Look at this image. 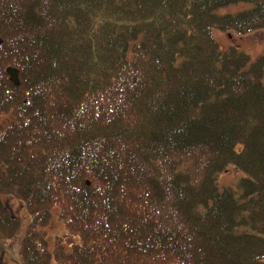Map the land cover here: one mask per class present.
<instances>
[{
	"label": "trees",
	"instance_id": "obj_1",
	"mask_svg": "<svg viewBox=\"0 0 264 264\" xmlns=\"http://www.w3.org/2000/svg\"><path fill=\"white\" fill-rule=\"evenodd\" d=\"M258 29L264 0H0V239L22 229L8 196L19 264H262L264 52L213 36Z\"/></svg>",
	"mask_w": 264,
	"mask_h": 264
},
{
	"label": "rangeland",
	"instance_id": "obj_2",
	"mask_svg": "<svg viewBox=\"0 0 264 264\" xmlns=\"http://www.w3.org/2000/svg\"><path fill=\"white\" fill-rule=\"evenodd\" d=\"M239 6H230L227 9L237 10ZM213 36L218 43L220 49L225 50L229 46H234L243 52L247 53L251 59H254L258 54L264 52V29L254 30L245 34L226 33L214 30ZM6 122L4 117H0V123ZM240 145L236 146V150L240 149ZM242 174L234 167L230 166L221 172L218 176L219 185H229L233 183ZM6 205L10 211L16 215L22 225V229L16 233L11 239H0V264H19L17 254V236L21 235L23 228L28 222V215L25 207L22 203L12 197H4ZM57 209H53L52 217L49 225L47 226V241L49 247L52 246L53 239L56 235H60L63 232V225L57 218ZM51 264H56L53 260ZM264 264V261L263 263Z\"/></svg>",
	"mask_w": 264,
	"mask_h": 264
},
{
	"label": "water",
	"instance_id": "obj_3",
	"mask_svg": "<svg viewBox=\"0 0 264 264\" xmlns=\"http://www.w3.org/2000/svg\"><path fill=\"white\" fill-rule=\"evenodd\" d=\"M7 71L10 73V79H11L14 83H17L16 70L13 69V68H8Z\"/></svg>",
	"mask_w": 264,
	"mask_h": 264
},
{
	"label": "bare ground",
	"instance_id": "obj_4",
	"mask_svg": "<svg viewBox=\"0 0 264 264\" xmlns=\"http://www.w3.org/2000/svg\"><path fill=\"white\" fill-rule=\"evenodd\" d=\"M53 212V211H52Z\"/></svg>",
	"mask_w": 264,
	"mask_h": 264
}]
</instances>
